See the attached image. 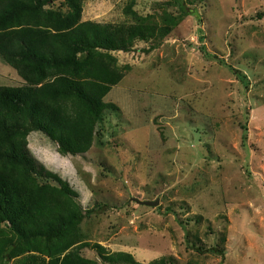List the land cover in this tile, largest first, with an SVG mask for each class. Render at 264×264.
Listing matches in <instances>:
<instances>
[{
  "label": "rangeland",
  "instance_id": "374dc122",
  "mask_svg": "<svg viewBox=\"0 0 264 264\" xmlns=\"http://www.w3.org/2000/svg\"><path fill=\"white\" fill-rule=\"evenodd\" d=\"M70 1L82 21L150 31L108 53L122 78L104 98L114 107L89 151L64 155L45 133L28 135L34 157L74 189L82 218L62 239L22 246L7 263L5 243L0 264H48L50 250L69 241L90 243L79 255L101 264L95 244L142 264H264V0H196L199 17L182 16L170 0L48 8L68 14ZM7 77L0 86L24 83ZM10 237L5 223L0 243Z\"/></svg>",
  "mask_w": 264,
  "mask_h": 264
},
{
  "label": "trees",
  "instance_id": "16d2710c",
  "mask_svg": "<svg viewBox=\"0 0 264 264\" xmlns=\"http://www.w3.org/2000/svg\"><path fill=\"white\" fill-rule=\"evenodd\" d=\"M55 1L0 0V58L24 80L19 86H0V228L8 223L16 236L0 243V251L9 244L6 263L22 246L62 239L82 218L74 189L34 157L28 135L45 133L64 155L89 151L96 124L114 107L104 98L122 78L108 53L129 50L134 39L150 31L82 21L76 1L69 2L68 14L48 8ZM170 1L182 16L199 17L192 7L196 0ZM63 244L50 250L48 264H101L79 255L90 243L79 248L70 241ZM92 248L108 264H142L128 252H110L100 244ZM194 248L222 260L226 256L218 246ZM149 264L174 261L164 257Z\"/></svg>",
  "mask_w": 264,
  "mask_h": 264
},
{
  "label": "crops",
  "instance_id": "0c3cea01",
  "mask_svg": "<svg viewBox=\"0 0 264 264\" xmlns=\"http://www.w3.org/2000/svg\"><path fill=\"white\" fill-rule=\"evenodd\" d=\"M2 59L0 58V76H4L6 78H9L7 76H12L13 78L16 79L17 82H19V80H23L20 75L18 74L17 71L13 70V69H9L7 67V65H5L4 63L1 62ZM24 82V80H23ZM23 84V83H22Z\"/></svg>",
  "mask_w": 264,
  "mask_h": 264
},
{
  "label": "water",
  "instance_id": "95a60500",
  "mask_svg": "<svg viewBox=\"0 0 264 264\" xmlns=\"http://www.w3.org/2000/svg\"><path fill=\"white\" fill-rule=\"evenodd\" d=\"M134 199H135V201H137V203H139V204L149 205V206H157V205H159V203H160V200H159V199H157V200H155V201L140 200V199H138V198H134Z\"/></svg>",
  "mask_w": 264,
  "mask_h": 264
}]
</instances>
